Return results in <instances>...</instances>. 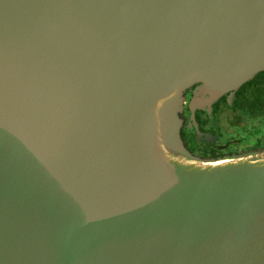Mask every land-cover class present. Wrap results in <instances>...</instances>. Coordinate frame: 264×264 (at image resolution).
I'll list each match as a JSON object with an SVG mask.
<instances>
[{"label": "water", "instance_id": "water-1", "mask_svg": "<svg viewBox=\"0 0 264 264\" xmlns=\"http://www.w3.org/2000/svg\"><path fill=\"white\" fill-rule=\"evenodd\" d=\"M261 72L264 0H0V264H264V149L180 134Z\"/></svg>", "mask_w": 264, "mask_h": 264}, {"label": "flooded vegetation", "instance_id": "flooded-vegetation-1", "mask_svg": "<svg viewBox=\"0 0 264 264\" xmlns=\"http://www.w3.org/2000/svg\"><path fill=\"white\" fill-rule=\"evenodd\" d=\"M259 74L253 78L254 83H245L231 98L229 94L221 96L210 107L203 103L204 97L195 96L197 86L184 93L180 134L191 156L201 160H220L264 149V116H255L261 112L264 114V100L261 98L264 96V76ZM198 99L201 101L191 110V105ZM234 126H238L241 132L229 137Z\"/></svg>", "mask_w": 264, "mask_h": 264}, {"label": "rangeland", "instance_id": "rangeland-1", "mask_svg": "<svg viewBox=\"0 0 264 264\" xmlns=\"http://www.w3.org/2000/svg\"><path fill=\"white\" fill-rule=\"evenodd\" d=\"M264 125V124H263ZM241 132V129L238 126H234L232 127V131L229 133V137L231 136H236L237 134H239Z\"/></svg>", "mask_w": 264, "mask_h": 264}, {"label": "trees", "instance_id": "trees-1", "mask_svg": "<svg viewBox=\"0 0 264 264\" xmlns=\"http://www.w3.org/2000/svg\"><path fill=\"white\" fill-rule=\"evenodd\" d=\"M258 76H264V73H261ZM254 82H255V79H253V81H250V82H248L246 84L250 85V83H254ZM261 98H262V100H264V96H262ZM263 112H264V109H263ZM255 116H264V114H262V112H261V113L256 114Z\"/></svg>", "mask_w": 264, "mask_h": 264}]
</instances>
